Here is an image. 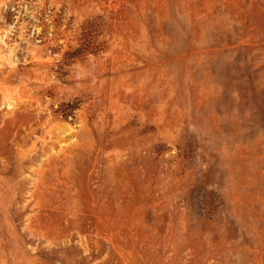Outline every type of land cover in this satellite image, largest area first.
I'll return each mask as SVG.
<instances>
[{
    "label": "rangeland",
    "instance_id": "rangeland-1",
    "mask_svg": "<svg viewBox=\"0 0 264 264\" xmlns=\"http://www.w3.org/2000/svg\"><path fill=\"white\" fill-rule=\"evenodd\" d=\"M0 264H264V0H0Z\"/></svg>",
    "mask_w": 264,
    "mask_h": 264
}]
</instances>
